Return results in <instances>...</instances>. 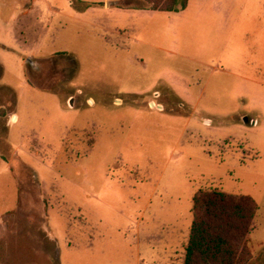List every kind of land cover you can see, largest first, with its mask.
Listing matches in <instances>:
<instances>
[{
    "label": "rangeland",
    "instance_id": "obj_1",
    "mask_svg": "<svg viewBox=\"0 0 264 264\" xmlns=\"http://www.w3.org/2000/svg\"><path fill=\"white\" fill-rule=\"evenodd\" d=\"M152 6L0 0V264H184L202 189L264 264V0Z\"/></svg>",
    "mask_w": 264,
    "mask_h": 264
},
{
    "label": "trees",
    "instance_id": "obj_2",
    "mask_svg": "<svg viewBox=\"0 0 264 264\" xmlns=\"http://www.w3.org/2000/svg\"><path fill=\"white\" fill-rule=\"evenodd\" d=\"M152 9L180 11L189 0H150ZM258 203L250 195L199 190L184 264H248L244 243L251 232Z\"/></svg>",
    "mask_w": 264,
    "mask_h": 264
},
{
    "label": "crops",
    "instance_id": "obj_3",
    "mask_svg": "<svg viewBox=\"0 0 264 264\" xmlns=\"http://www.w3.org/2000/svg\"><path fill=\"white\" fill-rule=\"evenodd\" d=\"M189 2H190V0H189ZM189 2H188V6H189ZM3 5V4H2ZM16 8H20L22 5H20V3H16ZM188 6H187V8H188ZM228 6H229V9H230V7H231V4H228ZM234 5H232V7H233ZM107 7V6H106ZM108 8V7H107ZM110 8H112V7H110ZM110 8H108V9H110ZM186 8V9H187ZM186 9H184V10H186ZM183 10V11H184ZM91 100H93V99H91ZM94 101V100H93ZM15 116L17 117V119H18V114H15ZM234 194V193H233ZM193 208H194V205H193ZM193 212H194V209H193ZM193 220H194V218H193ZM193 223V222H192ZM191 227H192V224H191ZM191 227L189 228V230L191 231ZM189 237H190V235H189ZM186 257V256H185ZM185 262V261H184Z\"/></svg>",
    "mask_w": 264,
    "mask_h": 264
},
{
    "label": "built area",
    "instance_id": "obj_4",
    "mask_svg": "<svg viewBox=\"0 0 264 264\" xmlns=\"http://www.w3.org/2000/svg\"><path fill=\"white\" fill-rule=\"evenodd\" d=\"M156 95V97H158V93L157 94H155ZM153 106L155 107V108H160L161 106L160 105H158L157 103H153Z\"/></svg>",
    "mask_w": 264,
    "mask_h": 264
},
{
    "label": "water",
    "instance_id": "obj_5",
    "mask_svg": "<svg viewBox=\"0 0 264 264\" xmlns=\"http://www.w3.org/2000/svg\"><path fill=\"white\" fill-rule=\"evenodd\" d=\"M112 4H114V2H108V6H112ZM71 103H73V101ZM246 121L248 122V120Z\"/></svg>",
    "mask_w": 264,
    "mask_h": 264
}]
</instances>
